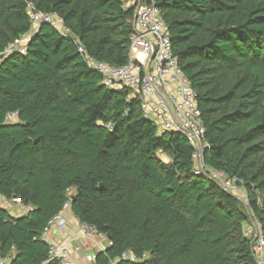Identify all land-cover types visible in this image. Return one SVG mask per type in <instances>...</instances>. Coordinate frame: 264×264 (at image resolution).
Masks as SVG:
<instances>
[{
    "label": "trees",
    "instance_id": "trees-1",
    "mask_svg": "<svg viewBox=\"0 0 264 264\" xmlns=\"http://www.w3.org/2000/svg\"><path fill=\"white\" fill-rule=\"evenodd\" d=\"M122 1L0 0V195L32 207L21 217L0 208V259L43 264L42 232L69 202L111 243L94 264H255L240 202L194 176L192 146L159 133L78 53L80 45L111 67L127 64L133 11ZM153 2L197 95L203 163L243 181L264 231V0ZM28 4L70 35L41 24L23 55L4 57L32 30ZM128 253L139 261L123 260Z\"/></svg>",
    "mask_w": 264,
    "mask_h": 264
},
{
    "label": "built area",
    "instance_id": "built-area-1",
    "mask_svg": "<svg viewBox=\"0 0 264 264\" xmlns=\"http://www.w3.org/2000/svg\"><path fill=\"white\" fill-rule=\"evenodd\" d=\"M28 18L32 30L5 49L2 56L21 54L30 39L33 30L41 24L50 25L64 37L70 35L62 20L52 14L37 12L31 4L27 6ZM122 9L133 11L132 33L129 37L128 61L125 66L111 67L88 56L80 45L77 51L89 69L99 74L102 85L109 90L125 88L128 98L139 103L142 117L151 122L160 133L172 132L182 136L193 148L194 176H203L216 184L225 193L236 198L241 205H248L243 181L229 178L224 172L207 168L203 163V151L206 146L204 127L198 107L197 95L189 80L182 73L177 57L174 55L168 26L163 22L153 0H123ZM76 44L77 41L74 40ZM12 116L7 117L10 121ZM158 154H161L159 151ZM0 208L12 210L19 208L20 213L11 215L21 217L32 211L31 206L23 205L16 197L4 198L0 195ZM78 228L81 238L94 244L97 252H103L111 246L109 240L97 229L81 222L70 211L66 202L44 228L41 240L48 245V257L43 264H73L71 249L67 244L50 242L53 228L65 224L69 216ZM243 236L249 241L251 256L255 264H264V231L254 218L247 219L243 227ZM80 246L74 248L79 252ZM95 254L86 255V263H92ZM123 260L138 262L132 254H124ZM0 264H8L0 259Z\"/></svg>",
    "mask_w": 264,
    "mask_h": 264
},
{
    "label": "crops",
    "instance_id": "crops-1",
    "mask_svg": "<svg viewBox=\"0 0 264 264\" xmlns=\"http://www.w3.org/2000/svg\"><path fill=\"white\" fill-rule=\"evenodd\" d=\"M72 218L71 216L68 217V223L66 225L57 226L52 229L49 235L50 242L67 244L71 249V260L73 264H94V261L92 263H86L85 257L89 254H95L97 249L94 244L81 238V234L74 225V222H72ZM77 246H80L81 250L74 252V248Z\"/></svg>",
    "mask_w": 264,
    "mask_h": 264
},
{
    "label": "rangeland",
    "instance_id": "rangeland-1",
    "mask_svg": "<svg viewBox=\"0 0 264 264\" xmlns=\"http://www.w3.org/2000/svg\"><path fill=\"white\" fill-rule=\"evenodd\" d=\"M160 133V132H159ZM160 156V158L162 159V161L164 162V163H169L170 162V159L167 157V156H164V155H159ZM73 194V191L72 190H70L69 192H68V195H72ZM242 208H243V211L247 214V217H249V218H252L253 217V215H252V213H251V211H250V209H249V207H248V205L246 206V205H242ZM9 212L12 214V215H17L18 213H20V210H19V208H13L12 210H9ZM16 212V213H15ZM72 222H74L73 221V218H72ZM68 223V219H67V221L65 222V224H63V225H66ZM63 225H61V226H63ZM74 225L76 226V224H75V222H74ZM58 227H60V226H58Z\"/></svg>",
    "mask_w": 264,
    "mask_h": 264
}]
</instances>
